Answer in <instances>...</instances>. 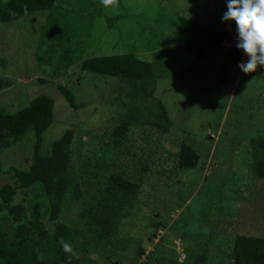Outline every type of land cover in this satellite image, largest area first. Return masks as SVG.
Masks as SVG:
<instances>
[{"label": "trees", "instance_id": "trees-1", "mask_svg": "<svg viewBox=\"0 0 264 264\" xmlns=\"http://www.w3.org/2000/svg\"><path fill=\"white\" fill-rule=\"evenodd\" d=\"M84 1L90 5L88 14H80L75 6L64 7V0H0V25L15 22L20 26L33 15H37L36 20L40 19L36 25L30 24L28 34L30 39L36 40L33 46V40L27 43L34 53V67L30 73L36 72L38 83H50L53 88L49 89L51 94L40 93L27 106L16 111H9L0 102V154L19 147L26 140L27 144L31 143L30 164L10 168L8 172L14 182L0 187V264H92L89 257L94 251L118 260V263L113 261L111 264H130V260L137 264H264V234L237 232L227 249L221 252L218 248L213 253L211 250L217 242L223 247L226 241L223 232L211 231L210 223L209 227L199 230L205 234H198L201 243L195 246L190 242L184 248L185 258L179 261L159 252L160 242L154 239L156 231L145 238L146 243L143 236L122 232L127 224L124 220L138 214L136 210L142 204L139 194L146 179L163 183L159 184L161 187L168 186L170 190H167L173 196L178 195L177 203L181 207V201L186 198L178 192V173L195 167L196 161L188 156L193 148L185 141L191 142L190 137L172 138L176 131L171 128L174 121L170 109L157 94V81L169 77L172 70H168L173 69V64L165 61L162 52L151 61L140 58L133 51L104 55L92 51L91 54L87 42L96 38L88 35L85 27L95 20L102 21L101 16L105 17L108 26L113 25L115 19L108 14L101 0ZM191 1V8L213 13L216 19L209 24L197 23L190 16L192 11L177 13L187 36L181 49L188 47L207 60L218 57L220 82L230 89L242 50L236 45L232 48L222 46V41L228 37L223 29L226 21L222 19L227 11V0ZM172 6L178 7L174 3ZM157 17L161 19L163 16L156 14ZM22 58L28 59L26 53H17V61ZM1 61L5 66L9 63L7 57ZM178 61L180 57L175 58L176 71L172 78L185 79L188 72L179 66ZM15 65L18 69L19 64ZM74 65L81 69L80 73L119 76L122 80L119 104L122 108L106 120L95 118L100 121L95 120L89 131L104 144V150L89 157L81 156L72 148L73 138L80 134L74 126L65 129L46 152L42 145L44 132L57 120L55 106L60 100L57 96L73 111H81L85 106L77 100L76 83L68 80L66 83L62 78ZM207 66H191L187 70ZM24 69L23 72L29 70ZM11 85L12 78L0 77V91ZM237 105L234 110L240 126L243 114L250 108L243 102ZM166 138L172 143L174 140L173 144L178 148L176 160L170 168L166 167L163 157L158 159L162 160L159 162L153 157L162 149ZM246 140L248 145L255 143L264 149V127L251 131ZM250 158L252 161L249 159L247 164H253L251 174L264 180V156L256 157L254 162L251 154ZM164 168L170 171L166 172ZM241 178L229 170L216 181L205 177V181L212 180L206 200L213 201L212 194L219 196L218 203H214L216 209L209 213L225 216L230 212L236 194L240 196L243 189L248 188L249 179ZM212 187H218L223 194ZM235 188L237 191H232ZM201 193H196L192 199ZM19 194L21 198L16 200L15 196ZM153 220L158 219L154 217ZM180 220L182 224L183 220ZM176 223L173 222L170 228ZM186 228H180L181 237L187 234ZM60 238L72 246L78 258L74 255L69 262V254L63 251ZM149 244L154 245L153 250L146 253ZM37 250L47 252L43 260L37 259ZM130 250L132 252H128ZM216 256L218 258L213 259Z\"/></svg>", "mask_w": 264, "mask_h": 264}, {"label": "rangeland", "instance_id": "rangeland-1", "mask_svg": "<svg viewBox=\"0 0 264 264\" xmlns=\"http://www.w3.org/2000/svg\"><path fill=\"white\" fill-rule=\"evenodd\" d=\"M190 1L170 0L166 3L163 0H120L119 7L106 8L108 14L115 19L113 25L108 26L105 17L101 16L102 21L95 20L84 29L88 31V35H94L96 38L87 42L91 54L92 51L94 54L102 55L133 51L140 58L151 61L157 59L159 52H162L165 61L173 64V69L168 70H172L168 73L169 77L157 81V94L170 109L174 121V126L171 128L174 132L176 131L172 138L175 139L180 135L191 138V142L189 140L185 142L193 148L188 156L194 157L196 166L178 173V192L185 196L186 201L182 200V206H178V195L173 196L172 192L167 190L168 186L161 187L159 184L163 183L146 179L139 194V202L142 204L138 210L135 209L138 214L124 220L127 224L122 232L143 236L146 243L145 238L156 231L154 239L155 242H160L159 252L171 258H177L179 261L185 258L184 248L190 242L195 246L201 243L198 240V234H205L199 230L209 227L210 223L211 231L223 232L226 241L223 247L220 242H217L211 250L213 253L218 248L220 251L227 249L237 232L264 234V180L257 179L251 174L252 162L247 164L249 159L252 161L250 154L254 162L256 157L264 156V149L255 143L248 145L246 140L251 131L264 127V65L259 66L247 77H244L246 74L239 76L238 72H234L232 75L234 81L229 89L226 84L220 82L218 57L207 60L199 57L194 51H190L188 47H185L186 50L181 49L179 46L185 43L187 36L183 32L177 13L192 11L193 14L190 16L197 23H213L212 20L215 18L213 13H208L206 10L191 8L193 2ZM202 1L194 0L197 3ZM173 3L178 7L172 6ZM63 4L69 9L75 6L80 14L83 12L88 14L87 10L90 8L88 2L84 0H78L76 3L74 0H64ZM156 14H161L163 17L158 19ZM36 16L28 17L27 22L20 26L15 22L7 23L5 26L0 25V77L12 78V85L0 91V102L9 111L23 108L36 95L51 94L49 89H53L50 83L48 85L38 83L39 75L36 72L30 73V69L33 71L34 67L32 61L34 53L27 43L33 40L28 36L30 24L36 25V21L40 20H36ZM233 26L234 24H229L228 28L232 29ZM35 42L36 40H33L31 46ZM19 49L21 50L17 52ZM16 52L18 54L25 52L28 59L22 58L18 62ZM5 57L9 59L7 66L1 61ZM179 57V66L188 72L186 73L188 77L185 79L172 78V73L176 71L175 58ZM15 63L19 64L18 69ZM205 64L208 65L207 68L187 70L191 66L201 67ZM25 67L29 70L23 72ZM68 71L62 78L66 83L68 81L76 83L77 100L85 106L81 111H73L60 96H57L60 99L55 106L57 120L43 134V151L46 152L65 129L74 126L80 134L73 138V150L86 157L93 156L95 152L101 154L104 144L100 143L89 130L96 123L95 120L100 121L95 118L102 117L101 121L106 120L122 108L119 105L122 98L121 77L80 73L81 69L76 65ZM242 102L248 104L250 110L243 114L239 126L234 106ZM172 141L174 143V140ZM173 143L166 138L162 149L153 155L157 162L162 161L158 159L163 157L167 168H170L176 160L175 154L178 148ZM30 155L31 143L27 144V140L19 147L0 154V187L14 182L8 172L9 169L29 165ZM167 168L164 170L169 172ZM228 170L232 175L242 177L241 179L243 177L249 179L248 188H244L240 196L235 193L236 199L230 206V212L225 216L211 214L209 212L216 209L214 203H218L219 199V196L212 194L213 201L206 200L211 181L220 179ZM209 174L213 176H207ZM205 177L212 180L205 181ZM237 180L240 183L239 178ZM212 188L218 191V187ZM158 189L160 192H157ZM237 189L232 191L236 192ZM190 191L193 192L190 193ZM199 192L202 193L192 199ZM20 198V194L15 196L16 200ZM154 207L156 209L153 211ZM154 217L158 219L155 222ZM180 219L183 220L182 224ZM175 221L177 223L170 228ZM185 227L188 232L181 237L180 228ZM230 231L232 234H229ZM186 239L187 243H185ZM153 246L149 244L146 247V253L153 250ZM42 254L45 256L47 252ZM89 258L92 259V264H111L113 261L118 263L116 258L112 259L95 251ZM217 258L218 256L213 259ZM128 259H132L131 256H128ZM130 261V264H137L133 260Z\"/></svg>", "mask_w": 264, "mask_h": 264}, {"label": "clouds", "instance_id": "clouds-1", "mask_svg": "<svg viewBox=\"0 0 264 264\" xmlns=\"http://www.w3.org/2000/svg\"><path fill=\"white\" fill-rule=\"evenodd\" d=\"M101 3L105 8L119 7V0H101ZM222 19L226 21L223 29L228 34L222 46L232 48L236 45L242 50L235 64V73L238 72L239 76L252 73L264 65V0H227V11ZM229 24H234L232 29L228 28ZM184 45L182 43L179 47ZM244 55L248 57L246 62H243ZM59 243L63 251L69 254V262L74 255L78 258V254L63 238ZM37 252V259L43 260V254Z\"/></svg>", "mask_w": 264, "mask_h": 264}, {"label": "built area", "instance_id": "built-area-1", "mask_svg": "<svg viewBox=\"0 0 264 264\" xmlns=\"http://www.w3.org/2000/svg\"><path fill=\"white\" fill-rule=\"evenodd\" d=\"M248 60V57L244 55L243 62H246Z\"/></svg>", "mask_w": 264, "mask_h": 264}]
</instances>
